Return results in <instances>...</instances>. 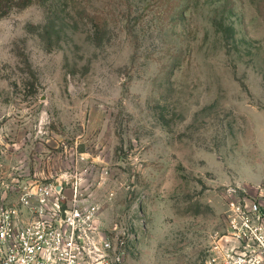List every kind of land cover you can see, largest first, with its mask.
Returning <instances> with one entry per match:
<instances>
[{"label":"rangeland","instance_id":"374dc122","mask_svg":"<svg viewBox=\"0 0 264 264\" xmlns=\"http://www.w3.org/2000/svg\"><path fill=\"white\" fill-rule=\"evenodd\" d=\"M78 177L129 264H200L264 183V0H32L0 19V202ZM13 198V197H12Z\"/></svg>","mask_w":264,"mask_h":264},{"label":"built area","instance_id":"2783aa9c","mask_svg":"<svg viewBox=\"0 0 264 264\" xmlns=\"http://www.w3.org/2000/svg\"><path fill=\"white\" fill-rule=\"evenodd\" d=\"M10 173L0 264H129L134 233L105 226L78 177L28 178L20 165ZM224 198L225 225L211 234L200 264H264V183L229 186Z\"/></svg>","mask_w":264,"mask_h":264},{"label":"trees","instance_id":"16d2710c","mask_svg":"<svg viewBox=\"0 0 264 264\" xmlns=\"http://www.w3.org/2000/svg\"><path fill=\"white\" fill-rule=\"evenodd\" d=\"M32 3V0H0V19L9 15L15 9H24Z\"/></svg>","mask_w":264,"mask_h":264}]
</instances>
